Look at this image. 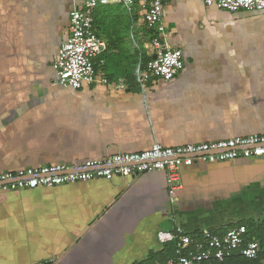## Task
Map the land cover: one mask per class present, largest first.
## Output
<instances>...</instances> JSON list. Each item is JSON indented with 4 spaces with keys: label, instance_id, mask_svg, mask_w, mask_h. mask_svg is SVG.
<instances>
[{
    "label": "crops",
    "instance_id": "1",
    "mask_svg": "<svg viewBox=\"0 0 264 264\" xmlns=\"http://www.w3.org/2000/svg\"><path fill=\"white\" fill-rule=\"evenodd\" d=\"M74 2L0 0V173L264 133V11L166 0L165 36L184 68L139 86L142 9L96 7L105 63L92 84L71 89L53 63ZM263 217L264 156L181 165L172 195L161 170L0 189V264H146L164 258L175 240L159 236L178 225L222 233Z\"/></svg>",
    "mask_w": 264,
    "mask_h": 264
},
{
    "label": "built area",
    "instance_id": "2",
    "mask_svg": "<svg viewBox=\"0 0 264 264\" xmlns=\"http://www.w3.org/2000/svg\"><path fill=\"white\" fill-rule=\"evenodd\" d=\"M79 1V2H78ZM166 0H77L69 13V32L60 44L53 63L56 81L71 89H80L95 81L99 67L105 61L102 54L106 43L94 29L93 11L108 4H122L130 13L138 6L143 11L144 26L148 31L145 59L134 69L139 86L153 78L169 81L184 68L180 48L166 39L163 24V6ZM207 6L236 12L240 10L264 11V0H201ZM96 64V65H95ZM122 83V80L120 81ZM264 156V133L236 136L215 141L163 146L154 143L150 148L133 153H116L104 159H88L77 166L64 163L28 166L15 172L0 173V189L15 191L37 187H53L65 183L135 176L143 172H166L169 193L172 195L180 180L181 165L196 162L213 163L238 158ZM261 236H249L248 227L238 224L222 233L209 229L192 235L178 225L172 232H164L161 241L175 240V256L152 264H199L204 261H222L233 255L256 258L264 252V217L261 219Z\"/></svg>",
    "mask_w": 264,
    "mask_h": 264
},
{
    "label": "trees",
    "instance_id": "3",
    "mask_svg": "<svg viewBox=\"0 0 264 264\" xmlns=\"http://www.w3.org/2000/svg\"><path fill=\"white\" fill-rule=\"evenodd\" d=\"M102 58H104V56H102ZM133 79L136 82L134 75H133ZM136 84L138 85L137 82ZM246 225L249 229L248 230L249 236H251L252 234H257L259 237L261 236V229L259 225L253 224V223H248ZM174 247H175V242H170V244H167L164 247V249L161 251L162 254L164 255V258L159 259V261H165L168 258H173L175 256ZM153 258H154L153 255H151L150 257L151 262L146 263V264H152L153 261L155 260ZM199 264H264V252L261 253L256 258H246L241 255H233L232 257L226 258L222 261H204Z\"/></svg>",
    "mask_w": 264,
    "mask_h": 264
},
{
    "label": "rangeland",
    "instance_id": "4",
    "mask_svg": "<svg viewBox=\"0 0 264 264\" xmlns=\"http://www.w3.org/2000/svg\"><path fill=\"white\" fill-rule=\"evenodd\" d=\"M127 10V9H126ZM136 37V36H135ZM136 39V38H135ZM131 40L133 41L132 37H131ZM137 40V39H136Z\"/></svg>",
    "mask_w": 264,
    "mask_h": 264
}]
</instances>
